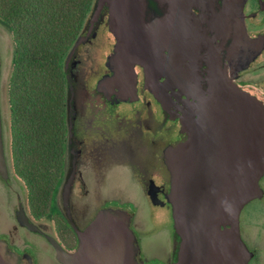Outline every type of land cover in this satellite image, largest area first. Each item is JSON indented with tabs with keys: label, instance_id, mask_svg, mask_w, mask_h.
Here are the masks:
<instances>
[{
	"label": "flooded vegetation",
	"instance_id": "flooded-vegetation-1",
	"mask_svg": "<svg viewBox=\"0 0 264 264\" xmlns=\"http://www.w3.org/2000/svg\"><path fill=\"white\" fill-rule=\"evenodd\" d=\"M194 14L196 18L199 14L205 17L208 14L209 19H218L220 23L216 61L221 47L226 53L229 46L239 57L249 51L242 48V34L238 38L240 20L247 38L259 51L246 69L236 70L228 64L226 73L236 89L253 96L256 109L264 119V101L256 97L264 95V0H202ZM91 15L78 36L85 37V41L75 49L72 46L63 62L65 133L52 212L36 209L29 187L18 173L21 166L14 156L19 150L13 140L11 107L9 103L8 117L4 120L0 79L1 144L5 164V170H0V253L3 259L0 264H61L54 244L65 251H74L80 244L79 235L82 237L89 231L101 211H126L125 204L104 192L114 170L129 172L146 196L147 193L159 195L162 189L156 187L158 182L169 175L182 176L187 170L185 145L179 141L183 127L180 118L164 112L144 88L140 66L134 67L136 100L116 99L117 90L111 91L108 99L96 91V84L103 76L113 75L105 62L113 54L116 41L108 30V9L101 10L94 20ZM201 18L198 40L207 38L206 42L210 43V25ZM100 35L105 36V40L97 42ZM205 70L201 62L202 76ZM202 85L207 83L202 82ZM72 100L74 115L70 126L68 114ZM232 170H235L231 171L234 184L230 195L238 198L240 190L248 193L251 189L250 201L258 202L261 209L250 225L241 222L239 214L225 212L218 230L220 233L238 230L246 254L242 264H264V170H252L250 175L242 166ZM169 192H166V201ZM126 200L129 203V199ZM167 207L171 215L168 203ZM130 216L129 229L137 248L135 264H176L181 240L174 230L172 216V234L169 241L157 246V255L150 249L149 253L142 250L136 236L138 225ZM231 237L227 236L228 243Z\"/></svg>",
	"mask_w": 264,
	"mask_h": 264
},
{
	"label": "water",
	"instance_id": "water-1",
	"mask_svg": "<svg viewBox=\"0 0 264 264\" xmlns=\"http://www.w3.org/2000/svg\"><path fill=\"white\" fill-rule=\"evenodd\" d=\"M201 2L95 0L93 20L106 5L108 30L116 41L105 62L113 75L103 76L96 91L108 99L109 93L117 90L116 99L136 100L134 67L138 65L143 69L144 88L164 112L181 120L179 141L185 145L187 170L167 197L173 227L181 240L176 264H242L246 254L238 230L220 233L218 227L225 212L237 215L252 199L251 189L248 193L240 190L238 198L230 195L234 184L231 171L241 166L249 175L252 170H264V119L248 94L236 89L226 66L244 70L259 50L239 20L238 38L242 34V48L249 51L239 57L229 46L226 53L221 47L216 61L220 23L208 14L194 16ZM199 18L210 25V43L207 38L198 40ZM85 39L79 37L73 49ZM201 62L206 66L204 78ZM73 103L70 101V126ZM0 170H5L1 125ZM130 217L125 210L101 211L89 231L79 235L77 249L65 251L54 244L59 262L135 264L137 248L129 229ZM228 235L232 236L230 243Z\"/></svg>",
	"mask_w": 264,
	"mask_h": 264
},
{
	"label": "trees",
	"instance_id": "trees-1",
	"mask_svg": "<svg viewBox=\"0 0 264 264\" xmlns=\"http://www.w3.org/2000/svg\"><path fill=\"white\" fill-rule=\"evenodd\" d=\"M94 2L0 0V24L14 43L8 90L13 140L19 150L14 156L41 212L55 209L60 176L65 133L63 62Z\"/></svg>",
	"mask_w": 264,
	"mask_h": 264
},
{
	"label": "rangeland",
	"instance_id": "rangeland-1",
	"mask_svg": "<svg viewBox=\"0 0 264 264\" xmlns=\"http://www.w3.org/2000/svg\"><path fill=\"white\" fill-rule=\"evenodd\" d=\"M105 40V36H99V41ZM101 41V42H102ZM14 43L11 34L0 25V79H1V108L3 118L8 117L9 94L8 84L12 72V52ZM264 76V72L262 73ZM252 100L253 96L248 95ZM260 102L264 101V95H256ZM169 174L171 170H168ZM131 174L124 170H114L111 174L109 185L105 187L104 192L110 197H115L120 204H125L126 211L133 216L134 222L138 225L136 236L139 239L140 247L146 253L151 250L157 255L155 250L162 242L169 241L172 234L171 215L167 207L166 192L169 191L179 180V176H171L163 178L156 186L162 189L160 194H148L146 196L144 190L131 178ZM150 200H148V198ZM126 198L129 203H126ZM260 205L256 201H250L244 205L240 212V220L246 224L255 222L259 214ZM50 264V263H47Z\"/></svg>",
	"mask_w": 264,
	"mask_h": 264
}]
</instances>
